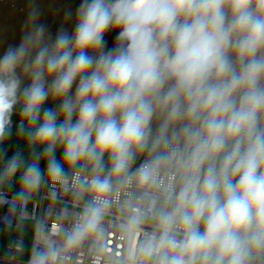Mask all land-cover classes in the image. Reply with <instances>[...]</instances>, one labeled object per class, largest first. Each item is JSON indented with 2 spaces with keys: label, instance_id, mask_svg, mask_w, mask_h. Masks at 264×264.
<instances>
[{
  "label": "clouds",
  "instance_id": "clouds-1",
  "mask_svg": "<svg viewBox=\"0 0 264 264\" xmlns=\"http://www.w3.org/2000/svg\"><path fill=\"white\" fill-rule=\"evenodd\" d=\"M40 15L0 56V208H71L27 264H264V0H82L54 38Z\"/></svg>",
  "mask_w": 264,
  "mask_h": 264
},
{
  "label": "water",
  "instance_id": "water-1",
  "mask_svg": "<svg viewBox=\"0 0 264 264\" xmlns=\"http://www.w3.org/2000/svg\"><path fill=\"white\" fill-rule=\"evenodd\" d=\"M82 0H0V56L12 45L19 44L28 12L33 4L40 10L39 23L46 25L53 38L63 25L69 32L74 31L76 11ZM71 11L72 19L65 22V13ZM115 32L106 34L107 46L111 48L115 42ZM28 81L25 80V84ZM75 86H73V91ZM45 106L56 107L51 100Z\"/></svg>",
  "mask_w": 264,
  "mask_h": 264
},
{
  "label": "built area",
  "instance_id": "built-area-1",
  "mask_svg": "<svg viewBox=\"0 0 264 264\" xmlns=\"http://www.w3.org/2000/svg\"><path fill=\"white\" fill-rule=\"evenodd\" d=\"M65 202H68V206L71 208L70 197L65 196L63 201H58L54 195L49 194L47 188H43L28 204V218L22 222L18 220V215L10 213L7 207L0 208V227L9 229L12 232V242L10 245L22 239L25 250L27 241L24 235V233L26 234L24 225L30 223L34 226L37 221L45 219L51 225L56 215L65 206ZM10 245L8 251L0 252V264H27V259L21 257L22 254H16ZM70 264H100V261L98 258L92 256L88 247L85 246L72 254Z\"/></svg>",
  "mask_w": 264,
  "mask_h": 264
},
{
  "label": "crops",
  "instance_id": "crops-1",
  "mask_svg": "<svg viewBox=\"0 0 264 264\" xmlns=\"http://www.w3.org/2000/svg\"><path fill=\"white\" fill-rule=\"evenodd\" d=\"M45 107H47V106H45ZM0 229H1V231L3 230V231H6V235L7 236H11L10 238H8L7 239V241H6V243L5 244H2V246L0 247V252H6V251H8V247H9V245L11 244V242H12V232H11V230H9V229H6V228H2V227H0ZM24 229H25V231H26V234L24 233V235H25V238H26V241H27V244H26V246H25V250H24V253L22 254V257L24 258V259H28V254H29V251H30V249H31V245H32V232H33V225L32 224H30V223H26L25 225H24Z\"/></svg>",
  "mask_w": 264,
  "mask_h": 264
},
{
  "label": "trees",
  "instance_id": "trees-1",
  "mask_svg": "<svg viewBox=\"0 0 264 264\" xmlns=\"http://www.w3.org/2000/svg\"><path fill=\"white\" fill-rule=\"evenodd\" d=\"M13 121H14V123L17 121V117L16 116L13 117ZM14 138H15V129H13V139ZM10 237L6 235V231H3V230L1 231V229H0V247L2 246V244H5L7 239L10 238ZM21 257H22V255H21Z\"/></svg>",
  "mask_w": 264,
  "mask_h": 264
},
{
  "label": "rangeland",
  "instance_id": "rangeland-1",
  "mask_svg": "<svg viewBox=\"0 0 264 264\" xmlns=\"http://www.w3.org/2000/svg\"><path fill=\"white\" fill-rule=\"evenodd\" d=\"M17 147H23V144H17L16 139L12 138V140L9 142V146H8V155L10 156L12 154L13 151L16 150Z\"/></svg>",
  "mask_w": 264,
  "mask_h": 264
}]
</instances>
